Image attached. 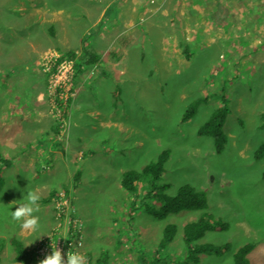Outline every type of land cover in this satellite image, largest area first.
<instances>
[{
    "label": "rangeland",
    "instance_id": "obj_1",
    "mask_svg": "<svg viewBox=\"0 0 264 264\" xmlns=\"http://www.w3.org/2000/svg\"><path fill=\"white\" fill-rule=\"evenodd\" d=\"M80 1L85 0L53 1L61 10L50 11L45 0H0V68L21 76L20 63L29 65L31 59L22 61L16 55L32 53L37 55L34 69L44 79L35 86L30 75L16 84L0 79V125L15 113L36 115L46 120L45 127L49 118L59 127L33 143L29 157L9 154L13 165L3 171L6 186L0 192V238L5 243L0 264H21L9 242L20 233L27 248L41 255L46 241L60 240L67 253H90L91 264L104 253L105 264H196L185 261L184 228L204 212L229 228L207 232L195 245L231 247L222 255H201L197 264H234L246 244L254 246L249 264H264V157L255 158L264 143V0H128L122 17L110 24L106 22L112 14L108 15L107 27H97L91 37L75 28L97 21L94 9L102 7L87 2L83 19L72 5ZM23 17L55 21L57 35L48 40L30 33L25 40L20 29H14L16 36L6 38L3 22ZM88 42L104 51L105 56L96 51L103 57L102 69L111 63L116 71L103 90L88 89L76 61L64 56L68 51L80 53ZM9 57L14 67L6 65ZM85 71L91 80L99 77L93 66ZM64 75L70 80L61 91L59 76ZM116 83L121 84V97L115 106L108 91ZM39 96L47 105L45 111L36 104ZM223 97L229 100L223 125L228 143L218 153L214 138L198 131L223 106ZM201 99L206 101L195 116L182 122L187 108ZM16 133L19 137L20 131ZM76 134H90L98 143L111 137L117 151L88 155L79 148ZM165 150L171 152L161 179L169 186L166 193L174 196L181 187L192 186L206 193V211H183L160 220L143 209L148 190L144 185L136 196L122 188L125 172L143 169ZM77 171L81 176L75 181ZM50 187L59 195L42 202ZM29 190L38 192L40 206L35 213L39 229L31 232L21 230L10 214ZM147 202L161 206L154 199ZM169 225L177 228L174 241L158 252ZM50 254L38 255L32 264Z\"/></svg>",
    "mask_w": 264,
    "mask_h": 264
},
{
    "label": "trees",
    "instance_id": "obj_2",
    "mask_svg": "<svg viewBox=\"0 0 264 264\" xmlns=\"http://www.w3.org/2000/svg\"><path fill=\"white\" fill-rule=\"evenodd\" d=\"M62 1V0H61ZM186 58L190 59L191 53L188 48H185ZM65 57H69L76 61V67L79 71H83L85 68L97 65L101 62V56L94 49L88 46V44L83 45L81 52L77 53L75 51H68L64 53ZM121 88L117 86L114 92V97L117 99L120 95ZM204 100H196L192 103L182 118V122L190 121L196 114L197 107ZM223 106L220 107L211 118L199 129L198 133L201 136H211L215 140V147L218 153L223 152L226 144L228 143V137L223 132V125L226 121L227 115L229 113V107L226 97L222 98ZM262 119L264 120V113L262 114ZM59 128V127H58ZM171 152L165 150L159 156V158L147 164L141 170H129L125 172L121 180L122 188L136 196L139 186L144 185L147 192L144 198V211L157 219L163 220L170 215L178 214L183 211H206L208 209V199L205 192L197 190L196 188L185 185L181 187L178 193L174 196L168 195L166 193L169 188L166 184H161V179L165 173V166L170 157ZM264 157V143L257 149L255 153L256 159H262ZM10 161L0 154V191L2 190L5 179L3 177V171L8 168ZM81 172L77 171L75 174V181L79 179ZM264 179V173H263ZM74 188L76 186L74 185ZM69 191V188H65ZM57 194V190H53L50 196L47 198H42L44 202L51 200L53 196ZM140 196V195H139ZM154 199V201L161 202V206H152L147 202V200ZM229 228L228 223L222 222L216 219L212 214L204 212L202 217L196 221L189 223L184 228V243L186 246L187 257L185 261L190 263H199L200 256L205 254H216L222 255L226 251L230 250V244H224L222 246H217L213 244L205 245H195V242L202 239L207 232L212 231H224ZM177 228L175 225H169L165 229L163 239L158 248H165L170 245L175 238ZM10 244L12 245L15 253V261L21 264H32L34 263L38 255L35 250L28 249L25 244L16 236L10 239ZM5 248V243L0 240V254ZM254 246L252 244H246L241 247L235 255L234 264H249V255L252 252ZM87 260L85 264H91L92 255L89 253L87 255ZM107 260V254L104 253L101 258H98L96 264H105Z\"/></svg>",
    "mask_w": 264,
    "mask_h": 264
},
{
    "label": "crops",
    "instance_id": "obj_3",
    "mask_svg": "<svg viewBox=\"0 0 264 264\" xmlns=\"http://www.w3.org/2000/svg\"><path fill=\"white\" fill-rule=\"evenodd\" d=\"M45 1H46L45 6L50 11L51 10H54V11L61 10V9L57 8V6L53 5V1L55 2L58 0H45ZM85 1L84 2L80 1V3H77V4L72 3V5H74L77 8V10H79V13L83 19L86 18V17H84V15H85V12L87 10V8L85 7V4L87 2L91 3L93 1H95V3H97L96 7H99V6L102 7V8H100L99 11L94 9L95 12H98L97 21L92 20L90 22V24L88 25V27L85 29H83V27H80V29H79V27L75 28V30L78 33H82V34H83V31L85 30L84 33L90 35V37H91L94 35L97 27H99V26L100 27H102V26L107 27V26H105L104 21L108 17V15L112 14V16L110 17V20H108L106 22V23L110 22V24H112L114 21H116V19H118V16L121 18L123 15L122 13L124 12V8L126 7V3L128 0H113L112 2L106 3V4H104L102 0H87L86 2ZM60 2H61V0H60ZM20 7H21V9L27 10V8H24L25 6H23L22 4H20ZM62 10H64V9H62ZM95 15H96V13L94 14V16ZM72 19L74 20L73 17H72ZM3 23L5 24V27L6 26L8 27L6 29L5 34H6V38H8L9 40L16 36L14 29H20L21 34L23 35V38L25 40H28L27 35L30 33L33 34L34 37H42V35H43L48 40L53 39L57 35L58 26H57V23H55V21H52L51 23H47V22H45L43 20H39V19H33V21L25 20L23 17L20 21L11 20V21H9V23H6V22H3ZM88 46L91 47L92 49H94L95 51L99 50V52L104 53V51H100V49H98L96 47V45H94L92 43L88 42ZM3 49L9 50L10 48L3 47ZM8 52H10V51H8ZM24 54L25 53H21L19 55L17 54L16 56H20V59H22V61L31 59V62L29 63V65L27 63H25L23 65L24 62L20 63L21 68H19V71L20 70L23 71L21 76L13 77L12 73H14V71L11 72V74H7V71H8L7 67H3V68H0V79H3L4 83H7L8 80H11V82H14V84H16V82L19 79L24 78V76L30 75L31 77H34V79L32 80L31 86H35V84L37 82L39 85H42L44 79H43L42 75H40L37 71H35L34 68L37 65L35 66V63H33V61H35L37 59V55L31 53L30 55L25 56ZM112 55H115V53H112ZM104 56H105V53H104ZM9 59H10L9 63L6 65L9 67V64H10L12 67H14V62L12 61V58L9 57ZM102 59H103V57L101 56V62L99 64L93 66L94 68L99 70V72H97V74L101 78L97 77V78L91 80L88 77L89 73L85 71L87 68H85L83 71H81L82 76L84 75L83 80L85 82H87V84L89 86L88 89L94 88L93 90H95V89L99 90L101 88L103 90L104 87H107L106 81L111 80L112 75L116 74V71L112 67L113 65L111 63H108L110 65H108L106 69H102V62H103ZM105 60H106V58H105ZM111 68H112V70H111ZM22 80H24V79H22ZM19 81H21V80H19ZM22 82H23V84H22ZM22 82H19V84L21 86L24 85V87H25V82L24 81H22ZM26 84L28 85L27 82H26ZM117 86H119L121 88V84L116 83L115 87L108 91V93L111 95L112 100H113L112 104L115 106L117 105L118 102H120V97H121L120 96L121 92H120V95L117 99H115V97H114V92L116 91ZM43 89H44V87L42 88V90ZM36 91H37V89H36ZM40 95H41V93H40ZM36 104L41 106L42 111H45V109L47 108V105L45 104V102L41 101L40 96L38 97V103H36ZM47 119L49 120L50 123H49L48 127H45L46 126V120H45V122H44V120H39V117H37L36 115H35V117H32L30 115H25V116L19 115V116H17V115H15V113H12L11 115H8L6 117V120L3 123V126L0 125V129L3 128L2 131H0V150H1L0 154L3 155L6 159H8L10 161L8 169H10V167L13 165L12 156H10L9 154H11L13 156L27 155L29 157L30 156V149L32 148L31 146H33L32 145L33 143L40 142V140L42 138H45V135L48 136L52 133L53 130L55 132L58 130V127L54 126L55 124H53V121L52 120L50 121L49 118H47ZM24 124L29 125V126H27L26 130L24 127L22 128V126ZM92 124L95 125V119L92 120ZM39 125H42L44 127V128H42V130L40 132H39V129H37V127H39ZM90 129L96 130V128H92V126ZM12 131H14V132L10 134V132H12ZM16 131H20L19 137H18ZM12 139H14V140L12 141ZM111 139H112L111 137L109 138L107 136H104V141L98 143L90 134L87 137H83L80 134H76V140H77V144H78L79 148L86 149L85 153H87L88 155H94V154L98 153L96 151H100V150L101 151L102 150L107 151L108 149H110L111 151H113V150L115 151L116 149H114V143L116 145V141L112 142ZM25 140H28V141L25 142ZM3 144H5V145H3ZM33 148H35V146H33ZM27 163L28 162H26V165H27ZM57 163H58V159L56 160V162L53 165L55 166V164H57ZM4 186H6V179H5ZM3 190H1V191H3ZM53 190H55V189H52L50 187L48 191L51 193ZM50 193H49V196H50ZM42 202H44V201H42ZM45 203H47V202H45ZM18 233H19V231H18ZM18 237L21 239V241L23 243L25 242L23 240V236L21 233L18 234ZM0 240H4V239L0 238ZM24 244L26 247H28L26 245V243H24Z\"/></svg>",
    "mask_w": 264,
    "mask_h": 264
},
{
    "label": "clouds",
    "instance_id": "obj_4",
    "mask_svg": "<svg viewBox=\"0 0 264 264\" xmlns=\"http://www.w3.org/2000/svg\"><path fill=\"white\" fill-rule=\"evenodd\" d=\"M39 194L36 190H29L23 196L19 203H15L18 207L14 211L10 210L13 220L20 224L21 230L37 231L39 229V217L35 215L39 211ZM52 252L47 255L39 264H85L86 257L80 252L67 253L66 261L62 258L61 252L53 247Z\"/></svg>",
    "mask_w": 264,
    "mask_h": 264
},
{
    "label": "built area",
    "instance_id": "obj_5",
    "mask_svg": "<svg viewBox=\"0 0 264 264\" xmlns=\"http://www.w3.org/2000/svg\"><path fill=\"white\" fill-rule=\"evenodd\" d=\"M64 63H67V62H64ZM63 64L61 65L62 67H61V69L59 71L60 74L61 73L63 74V68H64ZM59 78H60V80L62 82L61 83V91H64L70 79H68L65 75H64V77L59 76ZM58 195H59V193L57 194V196ZM51 242H53V241H51ZM51 242H48V241H46V243L44 242L45 244L42 245L43 247L41 249V252H42L43 255H41V253H39L38 250L36 251L37 255H41V256L44 257L46 251H50V253H51L52 250H53ZM55 246H56V249L61 252V255H63V258L67 259V252H66V249L62 247V242L60 240H58L56 243L53 242V247H55Z\"/></svg>",
    "mask_w": 264,
    "mask_h": 264
}]
</instances>
